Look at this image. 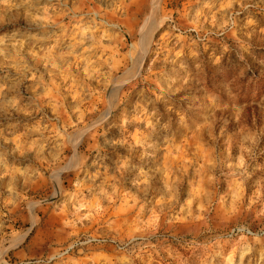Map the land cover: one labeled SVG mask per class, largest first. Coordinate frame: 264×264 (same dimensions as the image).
Returning <instances> with one entry per match:
<instances>
[{"label":"rangeland","instance_id":"obj_1","mask_svg":"<svg viewBox=\"0 0 264 264\" xmlns=\"http://www.w3.org/2000/svg\"><path fill=\"white\" fill-rule=\"evenodd\" d=\"M0 264H264V0H0Z\"/></svg>","mask_w":264,"mask_h":264},{"label":"crops","instance_id":"obj_2","mask_svg":"<svg viewBox=\"0 0 264 264\" xmlns=\"http://www.w3.org/2000/svg\"><path fill=\"white\" fill-rule=\"evenodd\" d=\"M35 146L37 145V142L35 141L34 143H33ZM39 153H41V152H39ZM42 154V153H41ZM23 155L24 156H22V157H27V158H29V159H31V160H42V159H45L46 160V156H43L42 155V158H40L39 156L37 157L36 155H30V152H28V153H26V152H23ZM46 155V154H45ZM44 157V158H43Z\"/></svg>","mask_w":264,"mask_h":264}]
</instances>
